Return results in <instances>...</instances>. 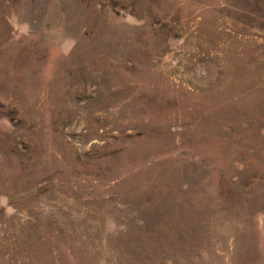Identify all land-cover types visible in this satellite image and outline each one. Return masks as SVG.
Returning <instances> with one entry per match:
<instances>
[{"label":"rangeland","instance_id":"1","mask_svg":"<svg viewBox=\"0 0 264 264\" xmlns=\"http://www.w3.org/2000/svg\"><path fill=\"white\" fill-rule=\"evenodd\" d=\"M0 264H264V0H0Z\"/></svg>","mask_w":264,"mask_h":264}]
</instances>
